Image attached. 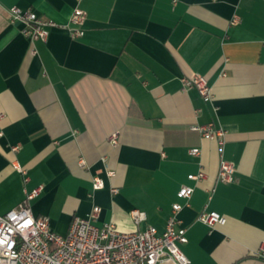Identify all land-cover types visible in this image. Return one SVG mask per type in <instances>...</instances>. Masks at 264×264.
I'll return each instance as SVG.
<instances>
[{
    "label": "crops",
    "instance_id": "0c3cea01",
    "mask_svg": "<svg viewBox=\"0 0 264 264\" xmlns=\"http://www.w3.org/2000/svg\"><path fill=\"white\" fill-rule=\"evenodd\" d=\"M15 6L57 24L46 42L12 23ZM77 8L81 38L62 28ZM196 75L212 103L184 88ZM209 124L223 146L192 130ZM0 132V216L43 187L30 206L59 235L94 206L97 226L162 233L179 202L190 264H264V0H0ZM222 158L233 183L216 182ZM182 186L195 189L188 201ZM134 210L146 215L139 225ZM204 210L226 224L199 222Z\"/></svg>",
    "mask_w": 264,
    "mask_h": 264
},
{
    "label": "built area",
    "instance_id": "2783aa9c",
    "mask_svg": "<svg viewBox=\"0 0 264 264\" xmlns=\"http://www.w3.org/2000/svg\"><path fill=\"white\" fill-rule=\"evenodd\" d=\"M10 15L12 23H25L23 33L32 42H46L50 30L57 27L54 21L17 6L10 9ZM86 18V12L77 8L68 24L62 28L68 30L73 38H81L85 35ZM182 82L185 89H197L205 103L213 102L212 88L206 77L196 75L193 78H183ZM192 130L201 133L205 139L217 140L221 146L224 145L225 131L216 129L212 124L194 126ZM111 143L114 146L118 144V134L112 135ZM190 154L199 156L200 149H191ZM14 167L25 176L24 181L27 182V172L19 164ZM235 173L234 163L222 158L216 182L233 183ZM108 174L113 176L114 172ZM205 178L204 171L188 175L189 180L196 182ZM104 187L102 179L94 178L95 191ZM42 191L43 187L31 192L25 191L24 201L5 216H0V239L6 241L0 244V264H160L166 259L169 264H190L181 248L188 243V237L187 229L179 218L183 210V205L179 202L172 205L171 215L162 233L154 226L134 233L120 232L114 224L97 226L94 223L99 219L102 209L94 206L87 217H73L68 233L59 235L52 231L50 219L35 216L30 206V202L39 197ZM194 191L193 187L182 186L177 197L188 201ZM112 192L116 194L117 190L112 189ZM131 215L137 225L146 220L145 213L139 210L132 211ZM198 221L213 228L225 225L227 219L216 211L204 210ZM255 256L264 260V241Z\"/></svg>",
    "mask_w": 264,
    "mask_h": 264
},
{
    "label": "clouds",
    "instance_id": "9594fccd",
    "mask_svg": "<svg viewBox=\"0 0 264 264\" xmlns=\"http://www.w3.org/2000/svg\"><path fill=\"white\" fill-rule=\"evenodd\" d=\"M6 243V241L0 239V244Z\"/></svg>",
    "mask_w": 264,
    "mask_h": 264
}]
</instances>
